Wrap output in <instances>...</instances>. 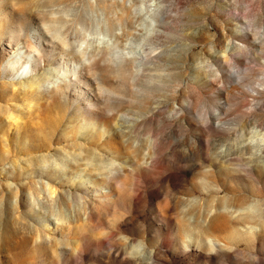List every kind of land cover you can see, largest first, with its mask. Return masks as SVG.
<instances>
[{"label":"rangeland","instance_id":"374dc122","mask_svg":"<svg viewBox=\"0 0 264 264\" xmlns=\"http://www.w3.org/2000/svg\"><path fill=\"white\" fill-rule=\"evenodd\" d=\"M0 264H264V0H0Z\"/></svg>","mask_w":264,"mask_h":264},{"label":"bare ground","instance_id":"6f19581e","mask_svg":"<svg viewBox=\"0 0 264 264\" xmlns=\"http://www.w3.org/2000/svg\"><path fill=\"white\" fill-rule=\"evenodd\" d=\"M206 180H208V181H215V179L213 178V174L211 172L207 175Z\"/></svg>","mask_w":264,"mask_h":264}]
</instances>
